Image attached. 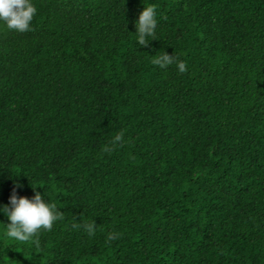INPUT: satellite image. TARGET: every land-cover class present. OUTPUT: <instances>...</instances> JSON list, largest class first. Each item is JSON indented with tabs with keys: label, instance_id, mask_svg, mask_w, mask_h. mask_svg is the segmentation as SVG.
<instances>
[{
	"label": "trees",
	"instance_id": "1",
	"mask_svg": "<svg viewBox=\"0 0 264 264\" xmlns=\"http://www.w3.org/2000/svg\"><path fill=\"white\" fill-rule=\"evenodd\" d=\"M32 2L0 25V204L36 187L63 219L38 248L0 224V264H264V0Z\"/></svg>",
	"mask_w": 264,
	"mask_h": 264
},
{
	"label": "clouds",
	"instance_id": "2",
	"mask_svg": "<svg viewBox=\"0 0 264 264\" xmlns=\"http://www.w3.org/2000/svg\"><path fill=\"white\" fill-rule=\"evenodd\" d=\"M37 14V8L32 0H0V25L10 31L23 33L29 31L32 21ZM135 32L133 34L135 44L144 47L150 41L155 40L157 32V13L152 5L143 6L138 19L134 21ZM152 64L160 69L168 68L175 64L179 73L186 71V65L173 55L163 53L152 59ZM122 141V135L117 134L111 144L115 146ZM110 151V148L105 149ZM16 188L20 187L13 179ZM34 196L29 199L18 197L13 189L8 204H0V216L6 217L7 222L0 221L3 227V237L6 240L25 244L31 242L33 247L40 246V234L43 231H51L54 224L63 219L61 211L51 201L48 194L35 191ZM47 197V199H45ZM89 236L94 234L95 224L82 225ZM109 240L116 239L115 235L109 234Z\"/></svg>",
	"mask_w": 264,
	"mask_h": 264
}]
</instances>
